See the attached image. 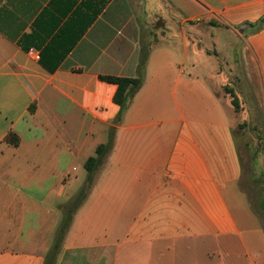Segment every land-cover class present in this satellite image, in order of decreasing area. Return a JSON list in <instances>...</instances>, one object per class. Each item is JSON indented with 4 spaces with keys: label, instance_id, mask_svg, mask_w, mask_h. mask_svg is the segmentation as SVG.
I'll return each mask as SVG.
<instances>
[{
    "label": "crops",
    "instance_id": "1",
    "mask_svg": "<svg viewBox=\"0 0 264 264\" xmlns=\"http://www.w3.org/2000/svg\"><path fill=\"white\" fill-rule=\"evenodd\" d=\"M142 6L164 22L145 82L53 252L120 111L101 76L138 77L149 22L133 0H0V264H264L235 136L250 107L228 72L245 70L264 117V0Z\"/></svg>",
    "mask_w": 264,
    "mask_h": 264
},
{
    "label": "rangeland",
    "instance_id": "2",
    "mask_svg": "<svg viewBox=\"0 0 264 264\" xmlns=\"http://www.w3.org/2000/svg\"><path fill=\"white\" fill-rule=\"evenodd\" d=\"M135 3V12L142 21L149 22L148 29V44H151L150 38L154 35L155 31H159L164 28V22L162 20H153V17L147 16L143 12L144 0H133ZM167 1V0H166ZM172 1V0H168ZM170 10L172 6L169 5ZM164 10L163 12H166ZM175 12L172 10V14ZM169 18V12L166 13ZM154 21V22H153ZM150 41V42H149ZM213 63L218 62L215 58ZM231 74V78L235 83V89L241 91L245 99L249 102L250 119L244 120L241 114L237 115L239 118V124L235 131L237 142L242 147V161L244 177L241 182V189L247 194L249 203L253 210L261 218L264 224V124L263 117L259 114L257 104L253 102L251 87L249 86L245 77V70L241 66L234 72L228 71ZM231 72V73H230ZM222 93L226 94L224 89ZM242 125V126H241ZM86 170V169H85Z\"/></svg>",
    "mask_w": 264,
    "mask_h": 264
},
{
    "label": "trees",
    "instance_id": "3",
    "mask_svg": "<svg viewBox=\"0 0 264 264\" xmlns=\"http://www.w3.org/2000/svg\"><path fill=\"white\" fill-rule=\"evenodd\" d=\"M250 26L254 28L256 27V30H259L264 27V19H261L256 24H250ZM150 50H151V44L144 43L143 41L141 43L137 78L101 76V80L115 84L117 86V91L114 96V101L120 107V111L115 119V126L109 129L107 142L105 144L99 145L96 149L95 156L90 157L85 163L87 177L83 187L81 188L79 193L63 207V219L61 222L58 238L55 243L53 252L60 247L63 239L65 238L66 233L70 228L74 215L88 198L91 190L94 187L98 172L100 171L101 167L106 163L109 154L114 148L117 126L122 122L123 117L126 111L128 110V108L130 107V104L134 96L139 92V90L141 89V87L145 82L146 65L149 58ZM225 91L227 94L231 96L232 105L234 106L236 112H240L241 110L240 100L237 94L235 93V90L233 88L226 87ZM252 98H253V102L257 104V100L254 94ZM258 112L260 111L258 110ZM263 124H264V117H263ZM7 141L14 146H17L19 143L18 137H16L14 134H10L7 137ZM47 264L49 263L47 262Z\"/></svg>",
    "mask_w": 264,
    "mask_h": 264
}]
</instances>
